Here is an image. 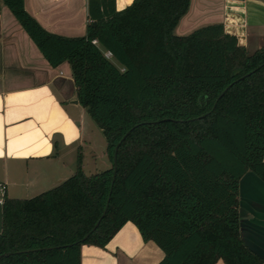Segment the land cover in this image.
Returning <instances> with one entry per match:
<instances>
[{"label":"trees","instance_id":"16d2710c","mask_svg":"<svg viewBox=\"0 0 264 264\" xmlns=\"http://www.w3.org/2000/svg\"><path fill=\"white\" fill-rule=\"evenodd\" d=\"M1 1L52 66L69 63L110 164L86 174L78 155L58 185L6 195L0 264H80L81 245L105 247L128 221L163 251L157 264H262L238 194L247 171L264 181V46L249 53L221 23L176 35L189 0H87L74 37Z\"/></svg>","mask_w":264,"mask_h":264},{"label":"crops","instance_id":"0c3cea01","mask_svg":"<svg viewBox=\"0 0 264 264\" xmlns=\"http://www.w3.org/2000/svg\"><path fill=\"white\" fill-rule=\"evenodd\" d=\"M130 2L115 0L116 9ZM23 5L51 33L85 34L87 0H23ZM213 23H221L249 53L264 46V0H189L174 33ZM90 121L76 98L69 63L52 66L0 0V180L6 195L9 190L8 197L23 198L58 185L75 171L78 155L91 174L97 157L87 135L86 125H96ZM238 210L241 237L264 264V181L251 171L239 180ZM163 255L128 221L105 247L81 245L80 264H157Z\"/></svg>","mask_w":264,"mask_h":264},{"label":"rangeland","instance_id":"374dc122","mask_svg":"<svg viewBox=\"0 0 264 264\" xmlns=\"http://www.w3.org/2000/svg\"><path fill=\"white\" fill-rule=\"evenodd\" d=\"M90 124H94L91 123ZM87 127V135L90 137L91 142H92V149H93V154L96 155L97 159H96V169L92 172H98L101 171L107 167H109V161L106 155V151H105V147H106V142H105V138L102 134V132L100 131V129L96 126V125H86ZM88 155V152H84V157L86 158V156ZM104 162H107V166H104ZM94 168V166H93ZM86 174L88 173V167L85 168L83 170ZM71 175V174H70ZM9 188V187H8ZM13 194H11V192H9L8 190V196H12ZM20 195V194H17ZM22 195V194H21ZM36 194H24L22 197L23 198H29L32 196H35ZM20 197V196H18Z\"/></svg>","mask_w":264,"mask_h":264},{"label":"built area","instance_id":"2783aa9c","mask_svg":"<svg viewBox=\"0 0 264 264\" xmlns=\"http://www.w3.org/2000/svg\"><path fill=\"white\" fill-rule=\"evenodd\" d=\"M93 43L97 44L96 40L92 41ZM105 56L110 58L111 57V53L109 51H105ZM6 196V183L0 180V205L2 206L3 204V200Z\"/></svg>","mask_w":264,"mask_h":264},{"label":"water","instance_id":"95a60500","mask_svg":"<svg viewBox=\"0 0 264 264\" xmlns=\"http://www.w3.org/2000/svg\"><path fill=\"white\" fill-rule=\"evenodd\" d=\"M113 179H114V177H113ZM1 229H2V206L0 205V232H1Z\"/></svg>","mask_w":264,"mask_h":264},{"label":"snow or ice","instance_id":"6c2138e0","mask_svg":"<svg viewBox=\"0 0 264 264\" xmlns=\"http://www.w3.org/2000/svg\"><path fill=\"white\" fill-rule=\"evenodd\" d=\"M129 2H130V0H129Z\"/></svg>","mask_w":264,"mask_h":264}]
</instances>
